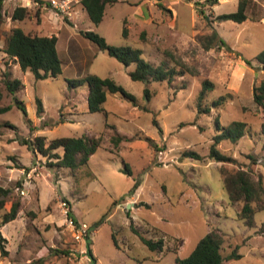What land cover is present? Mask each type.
Instances as JSON below:
<instances>
[{
	"label": "rangeland",
	"instance_id": "374dc122",
	"mask_svg": "<svg viewBox=\"0 0 264 264\" xmlns=\"http://www.w3.org/2000/svg\"><path fill=\"white\" fill-rule=\"evenodd\" d=\"M211 2L118 0L106 5L96 25L80 0L70 1L69 15L48 0L2 1L0 105L11 108L0 114V124L8 121L15 128L1 127L0 186L9 192L0 209V224L11 199L18 198L20 207L13 220L0 225L6 250L0 264H176V255L188 256L211 229L222 236L223 256L232 250L241 255L222 264H264V206L255 211L252 226L238 219L242 202L229 201L220 172L245 169L255 179L261 177L264 186V109L253 100V88L264 78V66L255 59L264 49V0H248L242 22L218 19L236 11L239 0ZM16 6L27 8L22 20L11 19ZM14 27L56 35L62 72L35 79L30 70H21L2 51L6 32ZM84 30L97 32L112 45L137 47L154 64L173 65L164 53L169 50L190 72L171 82L134 81L128 73L135 65L125 66L98 49L82 35ZM212 31L225 44L205 49L199 39ZM4 74L23 82L14 95L5 87ZM86 74L112 78L135 96L136 103L107 93L104 111L90 113L87 85L69 88L66 81ZM204 79L214 84L202 100V108L209 106L210 111L198 112L196 98ZM14 96L24 104L29 122ZM220 96L224 101L215 107L212 102ZM37 98L43 107L40 114ZM216 119L221 125L246 123L245 134L236 142L223 139L217 144L231 162L208 157ZM82 134L101 136L102 141L88 163L74 170L20 143L37 135L48 143ZM116 135L123 136L117 147L111 141ZM188 150L203 159L184 156ZM54 152L62 154V149ZM135 179L140 184L130 192ZM69 208L74 223L65 213ZM140 235L162 238L163 247L149 249ZM87 237L94 261L86 253Z\"/></svg>",
	"mask_w": 264,
	"mask_h": 264
},
{
	"label": "trees",
	"instance_id": "16d2710c",
	"mask_svg": "<svg viewBox=\"0 0 264 264\" xmlns=\"http://www.w3.org/2000/svg\"><path fill=\"white\" fill-rule=\"evenodd\" d=\"M2 1L0 0V20L2 18ZM118 0H80L88 18L94 24H99L104 16L105 7L107 4H113ZM215 4L217 0H211ZM248 0H239L237 9L234 12L223 13L218 15L220 20H232L235 22H242L247 18ZM202 12V11H201ZM28 14L27 8L24 6H16L11 14V19L22 20ZM82 35L93 42L98 49L104 50L108 55L114 57L125 66L134 64L135 68L129 71V77L134 81H141L149 83L150 81H168L171 82L175 76H182L190 72L187 65L178 57L174 56L169 50H165L166 56L171 57L173 65L166 61H161L159 64H154L145 60L141 55V50L137 47L130 45H112L106 42L105 38L97 32L91 30H84ZM122 35L126 38L127 30L125 27L122 29ZM142 37V36H141ZM205 49H209L217 45V43L225 44V41L219 37L216 31L211 34L201 37L199 39ZM57 36L56 35H37L26 33L20 27H14L6 32L5 44L2 51L9 57L13 58L21 70H30L35 79H46L49 77H56L62 72L61 59L57 51ZM255 59L264 66V49L260 51ZM247 64H250L249 59H244ZM4 84L7 91L14 95L17 90L23 86V82L19 78L10 79L8 74L3 76ZM2 77H0V82ZM67 85L69 88H76L83 84L87 85V106L88 111L99 112L104 111L103 103L106 100L107 93H119L125 99L136 103L135 96L127 92L120 84L116 83L110 77H100L96 74H86L84 76L67 78ZM213 82L209 79H204L201 83V89L196 98V107L198 112H209L210 107L202 108V100L207 92L213 88ZM144 94L147 98L150 97V92L147 87L144 88ZM3 97L0 85V101ZM17 107L21 109L24 114L25 121L29 122L27 111L15 96L13 97ZM254 102L264 109V78L261 82L253 88ZM224 101V96H220L213 100L212 104L216 107ZM37 113L43 112L41 100L37 98ZM11 105H0V114L8 111ZM154 124L157 125L155 119ZM7 126L15 128V125L5 121L0 124V136L2 135L1 127ZM159 128V127H158ZM215 129L217 131L213 138V144L209 149L208 157L218 162H231L232 157L222 153L217 148V144L223 140L228 139L236 142L240 139L246 131V123L243 121L235 120L229 125H221L219 121L215 120ZM161 132V129L159 128ZM264 133V128L262 129ZM121 135L111 137V141L115 147L118 146L122 140ZM149 144H153L152 139L146 138ZM46 138L42 135H37L33 139L23 138L20 140L21 144L26 145L35 154L40 153L43 156L55 158L56 165L60 167H67L71 170L86 165L92 154L96 152L101 145V136H89L82 134L80 136H62L50 139L48 143L45 142ZM264 146V143H263ZM58 148L62 149V154L54 152ZM184 156H189L195 159H203L198 153L188 150L185 151ZM125 172L130 175L131 170L127 164H124ZM223 187L228 195L231 203L242 202V206L238 211V219L245 222L246 225L252 226L253 215L255 211L263 209L264 206V186L261 177L255 179L247 170L236 169L229 171L225 168H220ZM139 179L134 180V184L130 190L133 192L139 186ZM9 190L0 186V209L3 208L5 200L4 197L8 194ZM20 207V200L13 198L10 201L8 209L1 217V224L13 220ZM68 216L74 219L72 211L69 208ZM0 224V225H1ZM132 226V224H131ZM94 228L92 225L89 227L91 230ZM141 241L147 245L151 250L161 249L163 247L162 238L153 240L140 235ZM4 238L0 235V254L5 256L6 250L3 244ZM222 236L214 229L209 230L202 238H200L194 249L186 257L176 255V264H222L225 259H237L241 255L232 250L227 256L221 253ZM90 238H86V253L90 260L94 261L95 257L90 247ZM236 249V248H235Z\"/></svg>",
	"mask_w": 264,
	"mask_h": 264
},
{
	"label": "built area",
	"instance_id": "2783aa9c",
	"mask_svg": "<svg viewBox=\"0 0 264 264\" xmlns=\"http://www.w3.org/2000/svg\"><path fill=\"white\" fill-rule=\"evenodd\" d=\"M70 1L71 0H48V3L50 4V6L56 8L57 10L66 12L68 14V8H70ZM63 204H65V203H63ZM68 210L69 209H67V211H65L67 216H68ZM68 218L71 220V222H73V223L75 222L74 219L70 218L69 216H68ZM79 236L80 235H78L76 237H79Z\"/></svg>",
	"mask_w": 264,
	"mask_h": 264
}]
</instances>
